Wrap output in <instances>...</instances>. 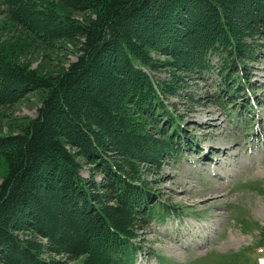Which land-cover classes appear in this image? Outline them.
I'll return each mask as SVG.
<instances>
[{
    "label": "trees",
    "instance_id": "obj_1",
    "mask_svg": "<svg viewBox=\"0 0 264 264\" xmlns=\"http://www.w3.org/2000/svg\"><path fill=\"white\" fill-rule=\"evenodd\" d=\"M39 1L41 10L33 14L47 32L40 40L82 38L84 44L77 62L53 78L0 56V108L14 107L32 92L46 95L19 136L0 138V264H65L51 256L134 264L142 250L137 233L148 228L155 210L161 221L170 212L140 183V166L159 171L177 157L182 133L163 104V96L176 97L177 81L155 88L141 69L166 66L197 78L215 71L219 88L240 91L246 62L256 59L257 40H244L264 41V0ZM8 3L11 20L22 25L21 6L31 5ZM63 6L92 12L95 19L48 30L47 15L57 25L69 17ZM142 150L150 158H138ZM83 165L100 183L82 179ZM27 232L46 245L23 242L19 235Z\"/></svg>",
    "mask_w": 264,
    "mask_h": 264
},
{
    "label": "rangeland",
    "instance_id": "obj_2",
    "mask_svg": "<svg viewBox=\"0 0 264 264\" xmlns=\"http://www.w3.org/2000/svg\"><path fill=\"white\" fill-rule=\"evenodd\" d=\"M21 1L29 2L32 9L21 6L23 12L18 15L23 22L16 25L8 13L9 0H0V56L41 78L61 75L77 62L84 40H40L43 24L40 16L33 14L41 10L40 1ZM43 1L50 5L58 2ZM61 9L69 17L57 25L47 15L44 23L48 30L87 26L95 19L84 9ZM255 41L256 59L246 62L244 75L238 80L240 91L219 88L221 81L215 71L197 78L166 66L156 71L141 69L155 88L161 83L173 86L177 81L176 97L162 98L167 112L178 118L182 133L177 157L168 158L159 171L151 165L140 166V183L155 192L153 198L166 203L171 214L159 221V211L155 210L157 217L151 216L148 228L137 233L142 250L135 264H247L246 256L253 250L258 258H264V41L246 39L244 43ZM246 85L249 90L244 91ZM45 99V94L32 92L18 105L0 108V138L19 136L37 118ZM146 130L154 138L152 126ZM145 152L142 150L138 158L143 159ZM80 175L86 181H101L86 165ZM19 238L46 245L44 239L30 232L21 233ZM51 257L65 264H85L86 260L73 263L63 256ZM43 259H48L45 252Z\"/></svg>",
    "mask_w": 264,
    "mask_h": 264
}]
</instances>
